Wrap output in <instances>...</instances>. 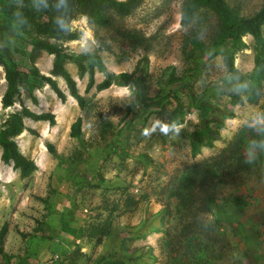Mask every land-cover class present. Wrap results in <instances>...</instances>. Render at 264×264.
I'll return each instance as SVG.
<instances>
[{
	"label": "rangeland",
	"instance_id": "rangeland-1",
	"mask_svg": "<svg viewBox=\"0 0 264 264\" xmlns=\"http://www.w3.org/2000/svg\"><path fill=\"white\" fill-rule=\"evenodd\" d=\"M185 1L141 0L125 16L109 12L111 26H95L85 11H73L63 36L49 41L67 54L99 56L110 73L106 88L86 90L89 70L81 74L78 63L67 60L64 66L79 97L55 73V54L15 49L17 37L3 30L0 15V47L7 44L21 69L33 65L54 81H44L31 95L23 92L3 107L6 80L0 63V124L23 106L55 119L52 125L24 116L23 130L11 136L36 164L27 176L12 161L2 160L0 146V231L5 226L0 264H183L189 246L196 258L185 264H264V149L243 146L249 170L213 173L224 191L236 190L249 203L243 228L226 220L207 236L177 235L191 210L198 225L213 219L199 209L198 187L187 182L195 167L232 142L236 145L240 131L264 129V68L258 97H250L257 51L253 37L238 34L218 52L202 49L188 40L189 34L196 31L208 45L222 20L206 3L183 27ZM227 3L242 18L252 16L264 0ZM126 30L139 40L122 36ZM223 51L229 52L231 66ZM137 66L145 73L144 105L132 86L119 82L120 73ZM93 68L97 84L106 72L96 64ZM176 82L186 86L175 90ZM235 94L241 102L233 100ZM202 105L221 117L222 126L200 117ZM138 107L141 114L131 120ZM206 125L211 128L207 134ZM259 157L263 160L256 165ZM164 227L170 235H164Z\"/></svg>",
	"mask_w": 264,
	"mask_h": 264
},
{
	"label": "trees",
	"instance_id": "trees-1",
	"mask_svg": "<svg viewBox=\"0 0 264 264\" xmlns=\"http://www.w3.org/2000/svg\"><path fill=\"white\" fill-rule=\"evenodd\" d=\"M141 0H0V15L2 18V28L4 31H10L17 38H13L15 49L18 52L24 51L22 48H30L28 51L44 49L48 53L55 54L54 71L61 75L68 86L72 96L79 97L78 88L75 79L65 68L64 64L67 60H74L78 63L79 72L82 74L86 69L89 70L86 90L93 86L97 90L106 88L110 82V73L107 72L101 58L93 53L82 54H67L54 42L49 41V37L60 38L65 31L64 22L70 18L75 10L85 11L88 18L93 21L95 26L112 25L111 12H115L119 16L129 14ZM209 4L222 20V27L218 30V34L208 45L200 39L199 34L191 32L188 40L201 47L204 50L211 48L213 52L222 51V47L236 37L238 34L249 33L257 45L255 54V68L250 79L251 99L256 100L259 94V81L264 68V35L262 26L264 25V3L252 16L237 18L233 11L228 6L227 0H186L182 6L180 24L183 27H188L191 20L194 18L197 9L200 5ZM110 12V13H109ZM36 34V36H35ZM122 36L129 40H139L138 35L132 30L122 32ZM22 42V43H20ZM225 63L228 66L232 65V60L228 51H223ZM87 61L84 62L83 60ZM0 63L5 68L6 89L2 95L3 107H8L13 104L16 99H19L23 92L31 95L33 90L41 86L44 81L53 83L49 77L40 73L37 67L30 65L26 70L19 67L18 60L14 53L7 49V44L0 47ZM96 64L98 68L106 72L105 78L95 84L94 68ZM144 68L137 66L131 73L122 72L119 74V82L124 85L132 86L137 92V101L140 105L146 104L144 93ZM257 83V84H256ZM181 86H186L184 83L176 82L174 89L177 90ZM192 91V90H191ZM234 101H242L239 94L233 96ZM264 106V101H263ZM143 109L144 107L141 106ZM142 110L138 107L134 110L131 120H134L141 114ZM227 116H232V112L225 113ZM264 114V108L262 110ZM29 117L35 121L48 120L50 124L55 123L54 114L42 112L36 113L29 110L26 106L22 107L21 111L11 113L6 120L0 124V146L2 147L1 158L5 162L12 161L15 168L19 169L22 177L29 175L36 164L32 159H29L20 152L16 143L11 140V136L18 134L23 130V117ZM200 117L209 119L217 123V126H222L221 117L210 107L202 105L200 107ZM211 129L208 125L205 126L203 133L207 134ZM196 142L193 148H196ZM236 145L230 144L222 149L221 153L212 156L204 161L201 165L196 166L195 171L191 172V176L187 177L188 184L198 187V202L201 212H209L213 219L210 224H196L198 220L197 214L191 210L192 217L185 216L187 221L181 224L178 230L179 238H188L189 236L209 235L219 231L220 226L224 221H234L236 228H243V216L245 209L248 207L246 198L236 190L224 191L222 188L223 182L220 181L217 174L224 171H244L251 169L249 156L243 155V146L252 147L251 149H264V129H252L249 132L245 130L237 134ZM242 149V150H241ZM246 158V159H245ZM259 157L255 160L256 165ZM242 166V168L240 167ZM214 175V177L212 176ZM169 205L164 207L168 209ZM162 210V209H160ZM164 235H170L171 229L168 227L162 228ZM5 226L0 231V252L3 253V239ZM166 243V241H164ZM173 251V250H172ZM186 251V252H185ZM186 259H195L196 254L192 253V249L186 247ZM199 251L197 250V253ZM175 253V252H174ZM142 256V255H140ZM200 256V255H199ZM185 259V260H186ZM184 260V262H185ZM183 262V264H185Z\"/></svg>",
	"mask_w": 264,
	"mask_h": 264
}]
</instances>
